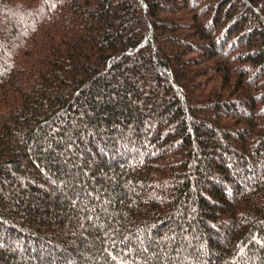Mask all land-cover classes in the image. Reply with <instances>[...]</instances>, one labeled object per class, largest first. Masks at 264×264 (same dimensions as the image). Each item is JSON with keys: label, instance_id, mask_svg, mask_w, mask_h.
Returning <instances> with one entry per match:
<instances>
[{"label": "trees", "instance_id": "trees-1", "mask_svg": "<svg viewBox=\"0 0 264 264\" xmlns=\"http://www.w3.org/2000/svg\"><path fill=\"white\" fill-rule=\"evenodd\" d=\"M0 264H264V0H0Z\"/></svg>", "mask_w": 264, "mask_h": 264}, {"label": "rangeland", "instance_id": "rangeland-1", "mask_svg": "<svg viewBox=\"0 0 264 264\" xmlns=\"http://www.w3.org/2000/svg\"><path fill=\"white\" fill-rule=\"evenodd\" d=\"M55 6H53V8H55L56 6H58V5H56V4H54ZM49 13V12H48Z\"/></svg>", "mask_w": 264, "mask_h": 264}]
</instances>
